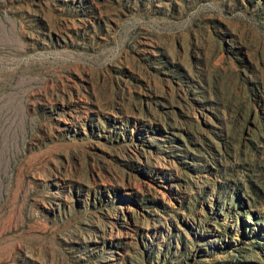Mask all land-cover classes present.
<instances>
[{"label":"rangeland","instance_id":"1","mask_svg":"<svg viewBox=\"0 0 264 264\" xmlns=\"http://www.w3.org/2000/svg\"><path fill=\"white\" fill-rule=\"evenodd\" d=\"M0 264H264V0H0Z\"/></svg>","mask_w":264,"mask_h":264}]
</instances>
